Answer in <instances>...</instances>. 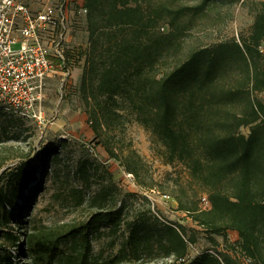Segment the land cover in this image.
<instances>
[{"label": "trees", "instance_id": "trees-1", "mask_svg": "<svg viewBox=\"0 0 264 264\" xmlns=\"http://www.w3.org/2000/svg\"><path fill=\"white\" fill-rule=\"evenodd\" d=\"M218 2L85 0L88 45L70 49L66 67L72 73L84 62L80 95L97 135L131 120L147 129L162 161L180 165L187 174L174 195L177 211L203 230L213 248L221 238L235 249L228 238L233 231L238 251L250 263L264 264V2L249 36L184 53L190 32L185 19H200ZM105 148L120 160L113 148ZM50 155L43 158L45 167ZM125 160L127 173L138 179L141 157L128 150ZM35 172L19 165L0 174V264H19L15 249L18 260L25 256L29 264H122L143 255L171 260L162 264H235L210 251L188 259L196 239L173 223L145 216L126 222L125 206L117 207L111 183L89 201L92 212L82 225L64 233L43 225L14 230L23 226L31 199L42 191L30 188ZM123 224L128 232L124 248L109 261L95 259L90 237L102 226L117 231ZM73 241L80 249L72 243L75 254L67 250Z\"/></svg>", "mask_w": 264, "mask_h": 264}, {"label": "rangeland", "instance_id": "rangeland-1", "mask_svg": "<svg viewBox=\"0 0 264 264\" xmlns=\"http://www.w3.org/2000/svg\"><path fill=\"white\" fill-rule=\"evenodd\" d=\"M168 1L173 5H194L200 0ZM262 2L264 0H220L200 19L187 17L185 21L190 32L184 42V53L195 47L249 36L256 10ZM70 42L71 46L82 49L88 45L87 23L81 17L74 20ZM83 67L84 62L74 69L64 84L60 78L46 82L41 104L44 124L0 112V164L4 163L0 174L8 175L19 165L36 168L37 181L30 188L39 186V191L42 190L31 199L21 220L23 226H13V229L24 232L31 230L32 225H43L62 228L64 233L69 227L82 225L92 212L89 201L102 187L111 183L117 192V207L125 206L126 222L127 218L131 221L141 216L151 221L156 218L163 223L183 227L188 238L194 237L196 244L189 245L188 259L210 251L220 253L235 264H252L236 248L239 240L236 232H228L229 241L235 249L225 246L221 238H216L219 246L213 248L203 230L177 211L174 195L179 193L178 185L186 184L187 174L180 165H167L162 161L158 154L160 146L154 143L147 129L131 120L124 127L107 132V135L99 136L93 131L80 95ZM241 133L247 135L248 130L242 129ZM105 147L113 148L120 160L112 158ZM128 150H134L141 157L138 179L125 170ZM49 153L50 164L45 167L43 158ZM3 182L0 181V184ZM165 195L171 198L169 202L163 200ZM127 235L124 224L117 231L102 226L98 233L90 237L92 256L100 262L113 259L124 248ZM74 242L77 241L67 243V250L75 254L72 243L77 249L79 244ZM13 256L17 263L29 264L25 256L18 260L17 249L13 250ZM170 261L143 255L140 260H125L122 264H162Z\"/></svg>", "mask_w": 264, "mask_h": 264}, {"label": "built area", "instance_id": "built-area-1", "mask_svg": "<svg viewBox=\"0 0 264 264\" xmlns=\"http://www.w3.org/2000/svg\"><path fill=\"white\" fill-rule=\"evenodd\" d=\"M84 1L0 0V112L44 124L41 104L46 82L60 78L64 84L72 74L66 54L73 48L74 20H86ZM202 204L209 207L205 197Z\"/></svg>", "mask_w": 264, "mask_h": 264}, {"label": "crops", "instance_id": "crops-1", "mask_svg": "<svg viewBox=\"0 0 264 264\" xmlns=\"http://www.w3.org/2000/svg\"><path fill=\"white\" fill-rule=\"evenodd\" d=\"M82 18V17H81ZM84 19V18H83ZM85 20V19H84ZM263 46H264V42H263V44H262ZM264 49V48H263Z\"/></svg>", "mask_w": 264, "mask_h": 264}]
</instances>
